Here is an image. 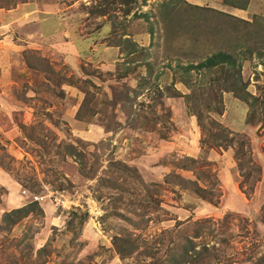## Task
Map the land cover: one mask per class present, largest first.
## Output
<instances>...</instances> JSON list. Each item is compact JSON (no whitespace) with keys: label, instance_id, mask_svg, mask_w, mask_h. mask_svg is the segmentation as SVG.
Masks as SVG:
<instances>
[{"label":"rangeland","instance_id":"rangeland-1","mask_svg":"<svg viewBox=\"0 0 264 264\" xmlns=\"http://www.w3.org/2000/svg\"><path fill=\"white\" fill-rule=\"evenodd\" d=\"M118 1L79 0L71 8L64 21L78 14L70 35L85 42L74 64L57 43L38 47V35L28 36L36 32L33 20L3 14L18 2L0 8V264H165L184 237L195 250H209L194 264H264L260 102L248 105L223 91L216 114L202 104L205 90L198 110L224 130L209 125L200 132L190 104L173 96L187 93L173 74L177 64L224 50L246 91L260 100L264 18L248 16L253 24L237 22L233 31L230 17L187 8L183 0H153L149 8H142L146 0ZM97 6L105 7L103 15ZM124 34L140 47L132 55L124 43L111 44ZM190 75L216 93L223 77L220 66ZM78 107L83 115L76 119ZM69 145L84 151L83 163ZM184 155L196 159L191 171L177 168ZM110 160L136 169L149 200ZM31 201L37 207L6 230L3 212Z\"/></svg>","mask_w":264,"mask_h":264},{"label":"trees","instance_id":"trees-1","mask_svg":"<svg viewBox=\"0 0 264 264\" xmlns=\"http://www.w3.org/2000/svg\"><path fill=\"white\" fill-rule=\"evenodd\" d=\"M25 1L26 0H0V8L7 9L13 6L14 4H16L17 2L21 3ZM118 2L120 6H123L125 4L126 5L132 4L133 0H119ZM140 2L141 4H144L145 0H142ZM246 2L247 1L244 0L243 5H245ZM84 6H87V5H84ZM129 6L126 7L127 10H124V12H122L123 16L124 15L128 16L130 9H132L131 7L129 8ZM97 7H96L97 14L103 15L105 13L104 11L105 7H100V6H97ZM117 8H119L120 10V7H117ZM131 15L132 16L135 15V12H132ZM222 15L226 17H230L231 21L236 22V23L233 22L231 26L233 28V31H235V29L237 28V22H241L243 24H253L251 23V21H246L244 19L236 18V17L229 16L223 13ZM252 17L253 19L264 18V17L256 16V15H253ZM149 33H151V31H149ZM121 42L124 43V47L126 49L125 50L126 56L132 55L134 52H136V49L138 50L140 48L137 45V43L131 39L130 35H125L123 38L121 36H118L114 39L113 43L111 44L115 46H119ZM226 43L229 44L227 41ZM145 65H146V68L150 67V64L148 63H145ZM216 66H220V69L222 70V76H223L218 81V87H216L217 93L215 92L213 88H208L206 84H203L201 81L197 82L194 79H191V75H190L191 70L196 69L197 71H199L202 69H211ZM175 68L176 69L173 71V74L177 76L178 78L177 82L181 83L183 86L186 87L187 93L182 94L179 91L174 90L175 93L173 96H181L184 98L187 104H190L191 106L190 109L192 110V113L190 112L188 113L190 114V116L193 115L195 117V123L198 126L200 132L203 131L206 128V126H209V125L216 126L224 130V128L214 119H208V121L207 120L204 121V118H206L208 115H205V117L203 118L200 111L198 110L201 106V101L205 94L204 92L205 90L210 91V93L207 94L208 99L204 100L202 104L204 105L205 108L214 110L216 114H219L222 112L221 97L217 98L216 95L217 94L219 95L223 91H226V92H232L234 97H236L237 99L241 100L242 102L248 105H250L251 104L250 102H253V101L260 102V104H258V108L261 110V116H262L261 118L264 120V95L262 98H259L260 100H258V97H255L251 93L246 91L245 85L241 83L242 79L239 75V68L238 67L236 68L235 59L233 58L230 52H226L224 50L216 51L210 54L209 56L203 58L199 62L187 63L183 65L177 64ZM211 100H214V101L217 100L219 105H217L216 107L210 108ZM85 103L86 101L82 102L83 105H85ZM77 109L78 111L75 114L76 119L80 118L83 115L80 113L81 107L80 109L79 107ZM210 139H213L212 142H214L215 138L210 137ZM80 142L82 141H80V139H77V144H79ZM215 144L218 145V143H215ZM69 146L71 147V149L69 150V154L72 155L73 157H76V156L80 157L81 161L79 162L83 163L82 159L84 156V151L83 150L76 151L77 149L76 146L75 147L73 145H69ZM182 158L184 160V164L178 165L177 168L182 169V170L191 171V169L193 168V163L196 162L195 157L184 155ZM186 160L189 162H187ZM109 163H112L114 166L118 167V169H120L121 172L124 173V175L128 176L129 180L131 178V179L138 181L139 182L138 184H133L132 186L137 188V185H139L138 188L143 190L144 198H148L149 200L150 196L152 195V192L149 189L148 185L142 182L140 176L138 175L134 167H129L127 165H124L123 163H120V161L118 160L117 161L110 160ZM93 171H94V168H93ZM168 176L174 179L178 184L180 183H185V184H190V185L192 184L194 185L195 190L197 191L204 190V188L199 187V185H197L195 180L186 179L178 175L177 173H168ZM130 181H133V180H130ZM164 181L166 182L167 180L164 179ZM110 185L115 186V188L116 186H118V184H115L114 182ZM37 205L38 204L36 201H31L20 207L12 208L6 212H3L2 220L6 224L4 225V228L6 230L10 229L20 218L27 216L32 210H34V208H36ZM178 238H180L179 235H178ZM116 239L119 240L120 244H122L123 242H124V245L130 244V241L125 240L120 236L116 237ZM182 239H183V243L182 241H177L174 244H172V247L169 248V252L171 251V249L172 251L165 258V261H166L165 264H186V262L194 264L195 262H198L200 260L201 254L203 252L207 254L209 253V250L207 249L206 246H201L200 249L195 250V245L191 241V239H189L188 237H184ZM188 252H190L192 255H189Z\"/></svg>","mask_w":264,"mask_h":264},{"label":"crops","instance_id":"crops-1","mask_svg":"<svg viewBox=\"0 0 264 264\" xmlns=\"http://www.w3.org/2000/svg\"><path fill=\"white\" fill-rule=\"evenodd\" d=\"M62 1L63 0H29L24 3H19L13 8L4 10L5 13L3 12V14L5 16L8 14L10 19L14 18L20 20L21 17L25 16L24 18L28 17L30 20H33L30 25V31L35 30L36 32L28 36L31 38V36L35 37V35H38V37H35L36 40L40 41V44H37L38 47L46 48V44L57 43L56 47L64 51L65 54H63V56L66 57V60L74 64L75 61H79L80 59L81 54L78 52V48L85 42L81 39L72 38L70 35V33L73 32L74 25L79 23L78 14L73 13L74 17L68 18V25H66L64 19L67 15H72L71 8H74L79 0H66L64 2L65 4ZM183 1L186 3L187 8L193 9L196 7L201 10L206 9L208 13L216 17H222V13L244 20L251 15L264 17V0H246L247 2L245 5H243L244 0ZM89 2H91V0H81V4L83 5H88ZM152 2L153 0H146V5L142 6V8H149ZM70 18L72 22H70ZM3 21H5V19ZM3 21H1V25H5ZM59 32L61 33L60 35H58ZM132 40L135 39L133 38ZM92 50V48L89 49V52H92ZM245 127L246 125L243 123L241 128Z\"/></svg>","mask_w":264,"mask_h":264}]
</instances>
